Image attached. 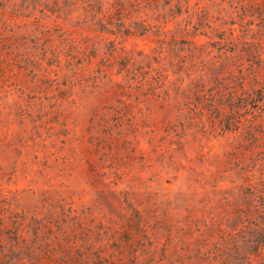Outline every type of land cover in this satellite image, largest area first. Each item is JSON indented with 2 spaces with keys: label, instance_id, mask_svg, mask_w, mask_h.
Returning <instances> with one entry per match:
<instances>
[{
  "label": "rangeland",
  "instance_id": "374dc122",
  "mask_svg": "<svg viewBox=\"0 0 264 264\" xmlns=\"http://www.w3.org/2000/svg\"><path fill=\"white\" fill-rule=\"evenodd\" d=\"M107 1L123 0H0V220L49 195L124 245L139 212L150 238L126 246L144 264H264V32L237 0L104 18Z\"/></svg>",
  "mask_w": 264,
  "mask_h": 264
},
{
  "label": "trees",
  "instance_id": "16d2710c",
  "mask_svg": "<svg viewBox=\"0 0 264 264\" xmlns=\"http://www.w3.org/2000/svg\"><path fill=\"white\" fill-rule=\"evenodd\" d=\"M166 1L165 5L168 6L174 0ZM107 4L110 7L107 8L106 12L103 11L102 6L99 10L100 14H104V18L111 10L115 12V16L124 14L127 10L125 7H130L136 12L142 11L146 16L149 15V12L152 16L159 12L158 0H123L112 5L107 1ZM179 5L180 2L176 5V9L181 12L182 9ZM93 7V4H87V8L93 9ZM235 8L240 12L239 18L245 21V25L252 27L250 31L253 30V26L258 29V32L252 38L255 41L256 34L264 32V0H237ZM170 11L173 10L170 9ZM162 15L164 14L160 13L158 18ZM155 21L156 23L153 24H147L144 21L145 32L154 29H156V32H162V28L158 24L159 20L156 19ZM167 25V22H165L163 30L167 28ZM231 35H233V32ZM165 42L164 39L162 43ZM181 43L190 46L194 44L186 40H182ZM245 44H250V42H245ZM127 70H130V67ZM168 82V75L163 79V83L158 79V88L165 86ZM251 193L254 197L264 199L262 195H257L256 190L253 188ZM41 201L43 202L42 210L31 218H29L26 210L21 216H18L17 213V217H14L15 219L12 222L18 224L20 220L21 223L16 228L8 229L7 222L0 220V232L6 230L9 235L8 238L0 237V250L3 251L0 252V264H141V261L144 264L145 259H141L142 256L138 254V250L132 249L127 254L128 248L126 246L129 243L133 244L141 241V237H143V240L150 238L148 228L150 224L139 212L135 217L139 218V228L142 235L132 236L130 241L124 245L119 241L120 228H117L118 224L114 222H108L107 225L103 222L97 223L96 219L91 218L92 215L88 216L89 208L75 209L73 204L67 203L65 199L56 200V198L49 195L43 197ZM200 204L204 205V201H201ZM56 210H59V214L55 213ZM0 211L1 214L6 213L4 207L0 208ZM44 211L47 214L40 219L39 216H42ZM181 231H184V229H181ZM221 231L219 230V238L225 241L226 236ZM246 234L242 232L241 238L250 243L249 235ZM186 235V233L183 234V236ZM256 236L255 243H257V253H259L261 248L264 247V233H256ZM174 239H177V237H174ZM171 240L173 238L170 236L168 241ZM185 243L190 245L186 240ZM8 245L10 247L9 252L6 251ZM150 247H152V244ZM165 251H169V248ZM219 251H222L221 248H219ZM12 256L14 258H11ZM208 257H211V255ZM213 261L215 264H219L224 263L226 259L216 253L213 256Z\"/></svg>",
  "mask_w": 264,
  "mask_h": 264
}]
</instances>
